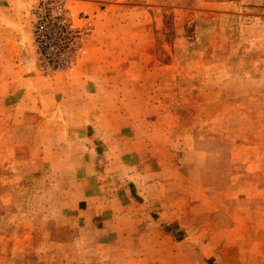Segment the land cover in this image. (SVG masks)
Listing matches in <instances>:
<instances>
[{
    "label": "rangeland",
    "instance_id": "1",
    "mask_svg": "<svg viewBox=\"0 0 264 264\" xmlns=\"http://www.w3.org/2000/svg\"><path fill=\"white\" fill-rule=\"evenodd\" d=\"M0 0V264H264V0Z\"/></svg>",
    "mask_w": 264,
    "mask_h": 264
},
{
    "label": "built area",
    "instance_id": "2",
    "mask_svg": "<svg viewBox=\"0 0 264 264\" xmlns=\"http://www.w3.org/2000/svg\"><path fill=\"white\" fill-rule=\"evenodd\" d=\"M63 13L60 0L54 5L41 4L36 27V39L40 45L41 54L47 66L57 70L66 66L71 47L80 40L77 28H72Z\"/></svg>",
    "mask_w": 264,
    "mask_h": 264
}]
</instances>
